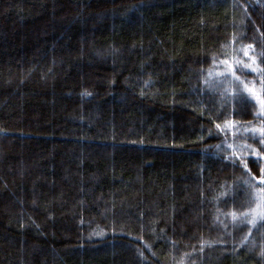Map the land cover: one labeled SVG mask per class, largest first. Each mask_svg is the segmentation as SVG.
<instances>
[{
  "label": "trees",
  "instance_id": "obj_1",
  "mask_svg": "<svg viewBox=\"0 0 264 264\" xmlns=\"http://www.w3.org/2000/svg\"><path fill=\"white\" fill-rule=\"evenodd\" d=\"M262 54L264 0H0V264H264Z\"/></svg>",
  "mask_w": 264,
  "mask_h": 264
},
{
  "label": "snow or ice",
  "instance_id": "obj_2",
  "mask_svg": "<svg viewBox=\"0 0 264 264\" xmlns=\"http://www.w3.org/2000/svg\"><path fill=\"white\" fill-rule=\"evenodd\" d=\"M245 56L248 55V52L245 51ZM264 55V54H262ZM252 64H244L242 67L240 66L242 62H237V67L235 71H232V66L228 65V70L225 73H221L220 75L224 76L225 79L230 74L233 79L238 83H244L241 81V77L236 75V71H239L242 75H246L247 72L255 73L257 76L261 77L259 83L260 88L257 90L255 86L249 88L247 84H245V89L247 90L248 95H244L242 92L235 93L232 98L236 99L238 103L243 105H251L253 108H256L258 105V110L253 112L252 115L254 119H264V69H260L259 67H253L255 63V57H251ZM222 63L228 64L227 61H223ZM255 85V81L252 82ZM243 114H248L244 112ZM220 126L217 125V128ZM245 133L249 135L252 139H258L261 142L262 148H264V125L257 128H247L245 129ZM219 147V146H217ZM231 147V145L229 146ZM227 160H231L233 164L236 163V159L234 157H225ZM247 168V164L244 165ZM264 172V169L261 170ZM245 185H247L246 195L249 197L248 203H251L252 200L256 201V206L254 208H249L246 212L237 213L235 211L228 213L231 216L233 223L235 224L237 221L240 223H248L251 224L253 228L257 227L260 224H264V178H262L260 187L255 192H250L248 189H254L256 186L252 182L251 178L245 179L243 181ZM229 192L220 193V199L222 197L228 196ZM248 216H252V219H247Z\"/></svg>",
  "mask_w": 264,
  "mask_h": 264
}]
</instances>
